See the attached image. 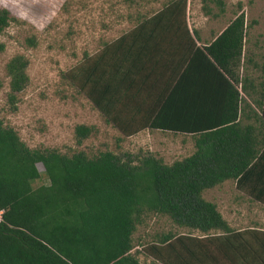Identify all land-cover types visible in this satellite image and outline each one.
Here are the masks:
<instances>
[{
	"label": "trees",
	"instance_id": "trees-1",
	"mask_svg": "<svg viewBox=\"0 0 264 264\" xmlns=\"http://www.w3.org/2000/svg\"><path fill=\"white\" fill-rule=\"evenodd\" d=\"M185 11L186 0H177L139 27H160L164 15L180 12L179 24H169L187 29ZM16 22L0 9V34ZM247 28L241 13L210 45L192 43L187 58L167 67H151L139 53L126 66L135 49L122 35L63 73L119 140L143 129L190 136L194 152L171 164L150 153L31 149L0 119V264H142L132 254L133 234L153 215L190 231L146 244L160 264H264V229L233 228L203 198L231 181L264 204V50L256 60L247 50L243 57ZM26 42L36 46L34 37ZM27 66L15 55L5 67L13 112L28 85ZM94 131L75 126L77 145ZM43 176L47 184L35 186Z\"/></svg>",
	"mask_w": 264,
	"mask_h": 264
},
{
	"label": "rangeland",
	"instance_id": "rangeland-1",
	"mask_svg": "<svg viewBox=\"0 0 264 264\" xmlns=\"http://www.w3.org/2000/svg\"><path fill=\"white\" fill-rule=\"evenodd\" d=\"M260 1L247 5L246 23L250 28L255 18L260 17L259 23L264 24L263 18L255 13L256 7L257 10L264 7ZM146 2L148 0H20L19 8L0 7L18 21L0 34V119L17 132L26 146L56 149L68 155L77 151H84L89 156L111 151L121 157L150 153L166 164L190 155L192 150L187 136L169 132L142 131L119 140L120 133L108 125L84 94L63 77V73L78 65L85 54L97 53L103 42H111L124 33L131 25L135 9L143 10L147 7ZM203 4L201 0H193L191 8L201 15ZM21 10L27 14V19L18 18L17 13ZM202 22V26L208 24L207 20ZM253 29H250L251 35L256 31L264 34V27ZM27 37L35 38V47L27 44ZM15 55L28 60L29 81L18 94L17 109L13 112L7 102L9 78L5 67ZM80 124L94 126L95 131L77 145L74 128ZM37 168L43 172L41 164ZM41 184H47L44 176L34 183L35 186ZM221 187L218 192L209 193L206 199L217 204L223 218L233 228L264 229V204L241 194L233 182ZM235 193H238V205L232 201ZM169 231L190 232L176 227L166 217L149 216L133 234L132 254L142 264H160L146 253L144 247L153 243L157 235ZM192 234L199 235L197 231Z\"/></svg>",
	"mask_w": 264,
	"mask_h": 264
},
{
	"label": "crops",
	"instance_id": "crops-1",
	"mask_svg": "<svg viewBox=\"0 0 264 264\" xmlns=\"http://www.w3.org/2000/svg\"><path fill=\"white\" fill-rule=\"evenodd\" d=\"M176 1L177 0H148V2H146L147 7H145L143 10L135 9V15L131 19L130 27L120 35L126 36L127 47L132 45V47L135 49V52L133 51L132 53L134 54L133 56L126 54V66L131 64L132 59L134 62L137 60L136 56L138 53L141 60L143 62L147 61L151 67L154 65V62H157L159 66L163 65L166 67L169 63L176 65L183 56L187 58V56L191 54L189 51L192 48V43H194L195 46L199 48L210 45L223 32L228 24L236 18L237 15L243 13L246 23V17H248L247 5H252L256 2V0H201V2L204 4L201 6V15H199L196 14L195 9L191 8V2H193V0H186V11L184 17L187 24V29L170 26L171 23L173 25L179 24L180 20L183 19V14H179L180 12L176 13V15L172 17L169 15H164V17L161 19L162 26L160 27H139V25H141L143 22L149 21L156 14H159L163 7L172 5ZM260 4H264V0H261ZM255 13H258L259 16L263 18L262 20H264L263 6H260L258 10L256 7ZM202 20H207L208 24L202 26ZM259 20L260 17L252 20L251 28L254 27V29H258L264 27V24L261 25L259 23ZM251 28L248 26V34L243 39V57L244 52L246 53L247 50L249 55L252 56V59L256 60L258 59V54L264 50V34L256 31V33L253 32L251 35ZM253 35H255V37ZM240 73H242V68L239 69V74ZM139 74H136L135 77L139 78L140 76L144 75L142 73ZM157 100L158 98H155L153 101L156 102ZM142 131L161 132L153 129H143L140 132ZM187 140H190L189 145L192 150L190 153L191 155L194 152V141L190 136H187ZM228 182L231 181H226L221 186L223 187ZM221 186L206 190L203 193V198L208 201L206 197L209 195V193L214 191L218 192L217 190L220 189L219 187ZM241 194L243 193L241 192ZM232 201L234 202V205H238V193H235ZM217 209L221 213V210L218 206Z\"/></svg>",
	"mask_w": 264,
	"mask_h": 264
},
{
	"label": "clouds",
	"instance_id": "clouds-1",
	"mask_svg": "<svg viewBox=\"0 0 264 264\" xmlns=\"http://www.w3.org/2000/svg\"><path fill=\"white\" fill-rule=\"evenodd\" d=\"M0 7L5 9H16L20 7V0H0ZM19 19H27V14L24 11H19L17 13Z\"/></svg>",
	"mask_w": 264,
	"mask_h": 264
}]
</instances>
